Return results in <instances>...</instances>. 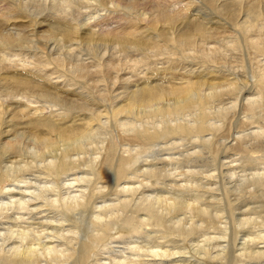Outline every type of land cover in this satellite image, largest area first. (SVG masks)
I'll use <instances>...</instances> for the list:
<instances>
[{
  "label": "bare ground",
  "instance_id": "6f19581e",
  "mask_svg": "<svg viewBox=\"0 0 264 264\" xmlns=\"http://www.w3.org/2000/svg\"><path fill=\"white\" fill-rule=\"evenodd\" d=\"M44 1L0 0V264H264V216L239 242V223L250 226L249 216L236 224L238 202L228 199V216L223 213L222 199L213 194L216 168L199 165L204 153L214 164L223 150H258L264 160V0H201L212 8L211 17L196 0H171L184 2L183 13L163 7L167 0H153L159 4L152 17L123 18L134 28L120 33L81 29L71 14L61 16L64 9ZM109 45L126 52L124 60L94 56ZM79 47H86L88 59H65ZM15 48L33 52L31 62L5 52ZM147 52L234 61L237 77L197 64L184 63L178 72L169 56L167 66L119 75L126 61L131 68L150 64ZM45 64L51 68L39 67ZM70 65L83 78L58 80ZM21 94L61 110L41 114L16 98ZM236 109L243 115L238 128L252 127L228 145L223 126ZM18 128L37 150L26 159ZM133 150L134 156L126 155ZM6 160L9 166H2ZM227 166L233 171V164ZM252 175L250 186L264 187L262 176Z\"/></svg>",
  "mask_w": 264,
  "mask_h": 264
},
{
  "label": "rangeland",
  "instance_id": "374dc122",
  "mask_svg": "<svg viewBox=\"0 0 264 264\" xmlns=\"http://www.w3.org/2000/svg\"><path fill=\"white\" fill-rule=\"evenodd\" d=\"M12 1V0H11ZM70 1H72V0H70ZM118 1H120V0H118ZM153 0H122V1H120V2H118V3H115V2H117V0H98V6H93V7H91L90 8V10L89 11H87V12H80V13H78L77 12V9L76 8H72V10H69V9H67V12L69 13V14H71V18H72V20H73V22L76 24V26L78 25V27L79 28H81V29H85V28H87V27H91V28H93L95 31H99L98 33H107V32H114V31H119V33L120 32H125V31H128V30H130L131 28H134L133 26H131V25H129L128 23H124L123 22V18L124 19H128V16H130L129 18H133V20L132 21H134V19L136 20H138V22L140 21L141 22V20L143 19V17L145 16L146 18H151L152 16V14H153V11H154V8H155V6L157 7V5L159 4V2H157L158 4H154V3H156V2H152ZM160 1V0H159ZM197 1V7H198V9L200 8L201 9V11L202 10H204L205 9V13L204 14H206V15H208V17L210 16H213V15H210L209 13H211V12H213V11H211L212 10V8H210V6H208V5H206V7H204L205 6V4L203 3V2H201V0H196ZM41 2H43V4H44V0H41ZM47 2L49 3H51V2H53V0H47ZM106 2V3H105ZM147 2V3H146ZM199 2H201V3H199ZM128 3H134L135 5V7H134V9H132L131 11L130 10H128L127 8H125L126 6V4H128ZM151 5H150V4ZM162 2H160V7H162L163 5H165V6H163V7H167L168 8V11H170V10H172L171 12H174V13H183L184 11H181V10H183V9H185V7H183V3L184 2H181L180 4H177V3H172L171 2V0H167L166 2H163L164 4L162 5L161 4ZM153 4H154V6H153ZM169 4H171V6H167V5ZM172 4H173V6H172ZM177 4V5H176ZM162 5V6H161ZM175 5V6H174ZM199 5H200V7H199ZM48 6H50L49 4H48ZM202 6H203V8H202ZM117 7V8H116ZM209 7V9H206V8H208ZM137 8V9H136ZM166 8V9H167ZM124 9V10H123ZM199 9V10H200ZM123 10V11H122ZM134 11V12H133ZM132 12V13H131ZM209 12V13H208ZM102 13V14H101ZM152 13V14H151ZM146 14V15H145ZM213 14V13H212ZM135 15H138V16H140V17H138L137 18V16H135ZM150 15V16H149ZM92 17H97L96 19H92ZM134 17H136V18H134ZM145 17H144V19H145ZM141 18V19H140ZM143 19V20H144ZM147 19V20H148ZM91 20V23H89V21ZM137 20H136V22H137ZM146 20V19H145ZM85 25V26H84ZM145 25H147V22H145ZM160 25V24H159ZM141 26H144V25H141ZM137 30H141V31H143V28H136ZM13 33H15L14 31H12ZM107 49V50H106ZM22 50V51H21ZM21 50H19V48H15L13 51L12 50H6L5 52H10V53H8V54H10V55H17L16 56V58L14 59L13 57H12V59L13 60H17V58L18 59H20V61L22 60V61H30L31 62V60H32V57L34 56V53L33 52H29V50L27 51V49H21ZM61 50V49H60ZM64 50V49H63ZM63 50H61V51H59L58 49L56 50V51H59V52H56V53H60V52H66V50H67V48H65V50L63 51ZM21 51V52H20ZM30 51H32V50H30ZM48 52H49V50H47ZM13 52V53H12ZM55 52V51H54ZM107 53V55H105L104 53ZM112 52H114V53H112ZM173 52H177V50H168L166 53L167 54H169V53H173ZM193 51H192V49H188V52L187 53H192ZM37 53H39V52H37ZM74 53V54H73ZM73 53H72V57L70 58V60H72V61H75V62H77L78 63V61H82V60H84V59H88L89 57V54L87 53V49H86V47H79V48H77V49H75L74 51H73ZM115 53H116V56H115ZM131 53V52H130ZM103 55L104 56V58L103 59H105V58H109V57H112V54H114L113 55V58L114 59H116V58H118V56H122V55H125L126 54V52H123L122 50H120V49H114V46L112 45L111 47H110V45L109 46H107V47H101V46H99L98 48H96L95 50H94V56H100V55ZM111 54V55H110ZM146 54H148V55H146ZM167 54H160V55H158L157 57H153V55H152V53H145L144 54V56H145V59H147V61L149 60V62H147V63H150V64H147V65H144V64H139L137 67H133V68H131L130 66H131V63L129 62V61H126V63H124V64H122V70L121 71H123V72H121L120 71V69L119 70H117V71H120V74L119 75H123V77L125 78V77H128L127 75H131V74H135V75H138V73H141V72H145V71H147L148 69H152V68H155V67H157V68H159L161 65H160V62H163L162 64V66H167L164 62H166L167 64H168V62H169V55H167ZM180 54V53H179ZM174 55V56H172V60H175V58H176V60H177V63L176 62H173L171 65H172V67H175V69H177V71L179 72V71H183V66H185L186 64L187 65H193V66H195L196 67V65L195 64H197L199 67H200V69H202V70H206V71H209V72H215L216 71V69H218V70H221V69H223V71L226 69H228V70H231L232 72H234V66H235V64H233V62L232 63H230V65L228 64L229 62H227V63H223V62H221L220 61V58H216V59H214L213 61H206V60H201L200 58H197V57H192V58H188L187 56L186 57H184V55H183V58H181V60L180 59H178V57L180 56V55ZM237 55L238 54V51H235L234 53H233V55ZM47 56V53H45L44 51H42V50H40V56ZM109 56V57H108ZM120 56V57H121ZM133 56V54L131 53L130 54V57H132ZM169 56V57H168ZM190 56V55H189ZM87 57V58H86ZM92 57V55H90V58ZM148 57V58H147ZM122 58V57H121ZM132 58H134V56L132 57ZM131 58V59H132ZM121 60H124V58H122ZM175 60V61H176ZM178 60H180L181 62H179ZM193 60V61H192ZM21 61V62H22ZM192 61V62H191ZM156 62V63H155ZM218 62V63H217ZM180 65H179V64ZM185 63V65H183ZM189 63V64H188ZM192 63V64H191ZM212 63V64H211ZM217 63V65H216V67H215V64ZM19 64V63H18ZM28 64V63H27ZM174 64H175V66H174ZM221 64V65H220ZM222 64H226L225 66L224 65H222ZM127 66V67H126ZM177 67V68H176ZM217 67H219V68H217ZM50 68H51V66H50ZM127 68V69H126ZM221 68V69H220ZM132 69V70H131ZM224 71V72H227L228 73V71ZM176 71V72H177ZM222 71V70H221ZM230 71V72H231ZM132 72V73H131ZM131 73V74H130ZM124 74H126V75H124ZM111 75V74H110ZM113 75V74H112ZM111 75V76H112ZM234 76L235 77H237V72L235 71L234 72ZM113 77V76H112ZM108 80V79H107ZM111 77L109 78V81H107L108 83L107 84H109L110 85V82L111 81H113V80H111ZM61 81H63V80H61ZM114 82V81H113ZM1 99H2V103H3V105H5V106H8L9 105V103H10V99L5 95V97H4V95H3V97L1 96ZM8 99V100H7ZM16 100V99H15ZM36 101V100H35ZM226 101H228V100H226ZM226 101H223L226 105H227V103H226ZM222 102V103H223ZM242 102V101H241ZM44 104V102H40V104H38V105H43ZM216 105V104H215ZM229 105V104H228ZM227 105V106H228ZM226 106V107H227ZM230 107H232V106H228V108L230 109ZM237 110V111H236ZM236 110H233V112H229V114H228V116H227V119H229L228 120V123H226V125L225 126H223L225 129V131H226V133L224 132V134L223 135H221V139H223L222 140V142L224 141V143L226 144V141H227V143H228V145L230 144H233L234 142L232 141V138L233 137H236V136H238V135H236V134H238V133H240V132H243L242 134L244 135L245 134V132L247 133L248 132V130H249V127H252V126H246V128H238V120H240V117L242 118V114H241V112H240V110L239 109H236ZM236 114V115H235ZM235 116V117H233V116ZM233 117V118H232ZM238 117V118H237ZM234 119V120H233ZM235 121V122H234ZM240 125V124H239ZM228 126V127H227ZM229 126H230V128H232V129H229ZM228 128V129H227ZM237 128H238V130H237ZM242 131H241V130ZM250 131V130H249ZM238 132V133H237ZM230 135H228V134ZM232 133V134H231ZM16 136L17 137H19L20 138V140H22V141H20L21 142V146H22V157H23V159H26V157L28 158V157H30V155H34L36 152H37V150H35L34 148H32L31 146H34V144H32L31 142H32V140L31 139H29V137L28 136H30V135H28V133H27V131L26 130H22V129H16ZM222 134V133H221ZM228 135V136H227ZM28 137V138H27ZM224 137V138H223ZM9 138H11V137H9ZM30 138H32V137H30ZM229 138V139H228ZM27 139V140H26ZM220 139V140H221ZM225 139H227V140H225ZM31 140V142L29 143V141ZM262 141H264V140H262ZM232 142V143H231ZM25 143V144H24ZM263 144H264V142H263ZM248 145V143L246 144V146ZM24 146V147H23ZM26 146V147H25ZM31 149H30V148ZM27 148V149H26ZM184 148V147H183ZM261 150H264V145H262L261 146ZM30 150V151H29ZM35 150V151H34ZM32 151V152H31ZM230 151V150H229ZM226 152L225 150H223V151H220L219 152V158H217V161L213 164L212 163V161H211V158H210V156H208V154H206V153H204L203 155H202V165H201V163H199V165H200V167L202 166V168L204 169H209L208 167L209 166H214L216 169L214 170V173L216 172V175H217V179L219 180H217L216 179V177L214 178L215 180H216V182L217 183H219V184H217V187L219 188H216V186H215V189H214V191L215 190H218L217 191V193L216 192H211V195H213L214 194V196H215V198H216V196H217V198L216 199H222V202H221V204H220V208H223L224 207V210L226 211V212H223L224 210H222V212L223 213H226V216H228L227 215V209H225V208H227V206H226V199H228V201L227 202H233L234 204H236L237 202V204L235 205V207H237V208H235V210H234V212H235V219H236V224H237V222L239 223L241 220L240 219H244V220H242L243 222L248 218V216H249V218H250V220H251V222H249L250 220L248 219L247 221L249 222V223H252V224H250V226H247V228H246V225H244V223L242 224V222L241 223H239L240 224V226L242 227V225H243V227H244V230H242L241 229V232L238 234V236L240 237V238H238V241L240 242V241H242L243 239H245L246 237H245V235L246 236H248V235H252L255 231H253V229H255V227H253V223H256V222H258L257 220H259V215H262V216H264V202H262V200H264V198L263 199H261L262 198V196L264 197V187H257V188H253L252 186H250L251 185V183H249V181H252V180H250L251 178H252V174H255V176L254 177H258V175L259 176H262V178H263V180H264V160H262L263 159V156H261V158L259 157L260 155H261V153H260V151H256V152H254V154H252V151H250V153L248 154V152H247V154H243V155H241V154H236V153H233L234 151H230V152ZM223 152H225L223 155H222V153ZM256 153V154H255ZM25 154V155H24ZM234 154V155H233ZM251 154V155H250ZM24 155V156H23ZM237 155V156H236ZM250 155V156H249ZM245 158V161H243L244 160V158ZM248 157V158H247ZM251 157V158H250ZM255 157H257L256 159H255ZM230 158V159H229ZM236 158V161L237 162H235V163H231L232 161H230L231 159L232 160H234ZM252 159V161L250 160V159ZM262 160H260V159ZM17 159L19 160V158L17 157ZM16 159V160H17ZM204 159H206V160H204ZM255 159V160H254ZM259 159V161H257ZM248 160H250L251 162L248 164L246 161H248ZM201 161H199V162H201ZM230 162V163H229ZM239 162V163H238ZM204 163V164H203ZM8 164V160H6L5 162H3L1 165L3 166H9V165H7ZM227 164L229 165L230 164V166L231 167H233L234 166V164H238V165H235L234 166V169H233V171H231V170H228V166H227ZM232 164H233V166H232ZM203 165H204V167H203ZM236 167V168H235ZM222 168V169H221ZM204 169V170H205ZM258 169V170H257ZM262 169V170H261ZM235 170V171H234ZM257 170V171H256ZM258 172V174H256V172ZM233 172H234V175H233ZM218 173V174H217ZM245 173V174H244ZM215 175V176H216ZM233 175V176H232ZM238 176H240V177H238ZM240 179V180H239ZM204 181L206 182V180L204 179ZM214 181L212 180H209L208 181V183H213ZM244 182V183H243ZM235 183V184H234ZM226 184V186L228 187L227 188V190H225L224 189V185ZM223 185V186H222ZM225 186V187H226ZM212 187H214V186H212ZM221 188V189H220ZM244 188V189H243ZM236 189H238V190H236ZM226 191H228V193H226ZM237 191V192H236ZM259 191V192H258ZM260 191H261V194H263V195H261V197H260V195H259V193H260ZM221 192V193H220ZM252 192H254V193H257V195H259V197L257 196V195H253L254 193H252ZM213 193V194H212ZM224 193H226V194H224ZM244 193V194H243ZM249 193V194H248ZM251 193V194H250ZM208 194V193H207ZM209 195V194H208ZM243 196H245V197H243ZM254 196V197H253ZM226 197V198H225ZM255 198V199H254ZM236 202H235V201ZM221 201V200H220ZM246 201V202H245ZM240 202V203H239ZM240 204V205H239ZM242 204V205H241ZM253 205V206H252ZM256 205V206H255ZM222 206V207H221ZM241 208V209H240ZM259 209V210H258ZM245 210H247L246 212H245ZM255 210V211H254ZM243 211V212H242ZM257 213V214H256ZM261 213V214H260ZM225 215V214H224ZM252 215V216H251ZM257 215V216H256ZM247 217V218H246ZM257 217V218H256ZM255 218H256V221H255ZM254 219V220H253ZM223 220H225V219H223ZM238 220V221H237ZM240 220V221H239ZM235 221V220H234ZM247 222V223H248ZM246 223V224H247ZM248 223V224H249ZM238 224V225H239ZM256 225H258V223H256ZM239 226V227H240ZM242 227V228H243ZM253 229H252V228ZM246 228V229H245ZM248 229V230H247ZM251 229H252V231H251ZM245 231V232H244ZM249 234H248V233ZM247 233V234H246ZM242 234H243V236H242ZM135 236V235H134ZM237 236V237H238ZM242 237H244L243 239H242Z\"/></svg>",
  "mask_w": 264,
  "mask_h": 264
},
{
  "label": "clouds",
  "instance_id": "9594fccd",
  "mask_svg": "<svg viewBox=\"0 0 264 264\" xmlns=\"http://www.w3.org/2000/svg\"><path fill=\"white\" fill-rule=\"evenodd\" d=\"M54 3L57 4L58 7L64 9L61 12H59L58 14L61 16H68V12L67 9L70 8H76L77 12H87L90 10L91 7L93 6H98V0H72L71 3L65 2V0H53ZM102 14V13H101ZM97 17H92V19H96ZM89 23H91V20L89 21ZM28 47H31L32 45H27ZM105 55H107V53H104ZM71 57V50L68 53V57H66L65 59H70ZM15 59V58H14ZM8 63H12V61H8ZM29 67H36L35 65H27ZM51 65L45 64V65H40L39 67H41V69L48 67ZM77 66L76 65H70L68 68H63L61 72L58 74L57 79L58 80H69V78H71L72 80H77V79H82V75L80 73L77 72ZM17 99H25L27 103H29L30 106L33 107H37L38 111L42 114L44 111L48 112L49 114H56L61 110V106L58 104H48L45 103L43 105H38L35 103V100L37 99V97L35 96H31V95H27V94H21L20 96L16 97ZM126 155L128 156H134L135 155V150L131 151V152H126ZM139 161V157H136V159H134L132 161V164L129 165V167L134 166L137 162ZM37 199H43V196H37ZM29 211H34V210H29Z\"/></svg>",
  "mask_w": 264,
  "mask_h": 264
}]
</instances>
